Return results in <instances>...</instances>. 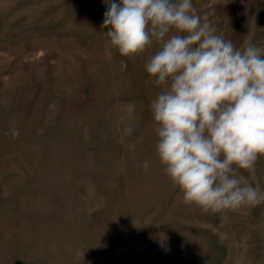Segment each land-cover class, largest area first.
Returning <instances> with one entry per match:
<instances>
[{
	"label": "rangeland",
	"instance_id": "rangeland-1",
	"mask_svg": "<svg viewBox=\"0 0 264 264\" xmlns=\"http://www.w3.org/2000/svg\"><path fill=\"white\" fill-rule=\"evenodd\" d=\"M192 2L237 48L264 49V0ZM107 7L0 0V264H264V203L182 202L156 153L162 88L145 64L160 44L122 56ZM239 174L264 191V156Z\"/></svg>",
	"mask_w": 264,
	"mask_h": 264
},
{
	"label": "clouds",
	"instance_id": "clouds-1",
	"mask_svg": "<svg viewBox=\"0 0 264 264\" xmlns=\"http://www.w3.org/2000/svg\"><path fill=\"white\" fill-rule=\"evenodd\" d=\"M104 3L102 28L122 56L160 44L145 64L162 88L150 105L156 153L182 202L205 213L264 203V191L239 174L254 172L264 156V49L248 40L237 48L192 0ZM127 111L134 113L135 105Z\"/></svg>",
	"mask_w": 264,
	"mask_h": 264
}]
</instances>
